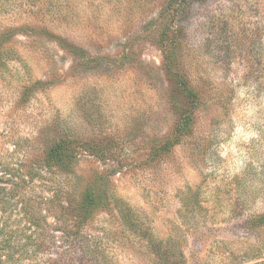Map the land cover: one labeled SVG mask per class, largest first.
I'll list each match as a JSON object with an SVG mask.
<instances>
[{
    "label": "rangeland",
    "instance_id": "374dc122",
    "mask_svg": "<svg viewBox=\"0 0 264 264\" xmlns=\"http://www.w3.org/2000/svg\"><path fill=\"white\" fill-rule=\"evenodd\" d=\"M171 1L0 0V161L34 174L20 191L51 224L107 174L99 195L113 186L116 205L84 227L106 264H153L169 234L187 264H264V226L246 224L264 212V0H186L170 36L202 104L192 133L156 154L190 109L164 67ZM63 140L70 156L46 171ZM186 197L198 205L182 217Z\"/></svg>",
    "mask_w": 264,
    "mask_h": 264
},
{
    "label": "trees",
    "instance_id": "16d2710c",
    "mask_svg": "<svg viewBox=\"0 0 264 264\" xmlns=\"http://www.w3.org/2000/svg\"><path fill=\"white\" fill-rule=\"evenodd\" d=\"M185 3L186 0H172L168 3L164 17L167 25L163 22L160 37L168 39V35L178 31L177 28L173 29V25L177 21L179 11L184 9ZM168 26L169 30L167 31ZM169 40L170 43L164 47L165 71L182 89L190 109L184 112L171 135L166 137L160 146L155 147L154 152L156 154L168 152L181 138H187L192 133L193 113L202 104L197 91L191 86L188 77L180 68V59L177 55L180 42L178 43L171 36ZM69 143V141L64 140L58 141L45 152L42 163H44L43 167H46V171L51 172L52 169H58L66 162L67 157L70 156L69 151H67V146H70ZM0 172V264H65L66 262L67 264H74L75 260H79L80 264H106L109 257L107 258L105 249L102 245L95 246L98 244L97 239L94 241V238L86 235L84 227L92 221L93 215L99 208H104L111 202L114 203L113 206L116 205L118 199L113 196V186L110 185L111 187L108 189L104 187L102 195H99L101 187L107 184V174L100 177L94 185L87 187L83 195L73 197L70 200L69 205L76 212L74 219L68 220L63 215H56L54 216V224H51L47 221L45 213L41 214L40 210L35 209V203L31 198L25 196V193H21L22 188L29 185L28 183L34 178V174L25 172L21 162L11 164L0 161ZM106 189L110 193H107ZM48 191L54 192L52 187H49ZM52 197H43L45 199L42 202L48 204ZM180 200V205L183 207V211L180 212L182 217L186 216L185 213L188 210L193 209L194 204L198 205L196 199L193 201V199L186 197ZM121 211L122 209H119V212ZM12 215L17 219L14 218L11 221ZM120 219L124 229L135 228L134 219L131 220L128 211L122 212ZM19 222H22L20 227L16 225ZM246 224L250 227L264 226V212L248 218ZM13 225L14 227H12ZM27 231L30 232L27 233ZM54 232L59 233L55 234ZM161 240L162 242H160ZM58 241L60 243L56 245ZM182 241H184V237H180V235L173 237L169 234L158 242H154L151 245L153 264H187L184 248L181 247ZM53 246L59 250L58 252L54 251L55 255L48 252L52 250ZM30 248L29 253H25ZM43 252L46 253L43 260L30 261L31 258H36ZM25 260H28V263H24ZM240 262L241 260L235 261V263Z\"/></svg>",
    "mask_w": 264,
    "mask_h": 264
}]
</instances>
